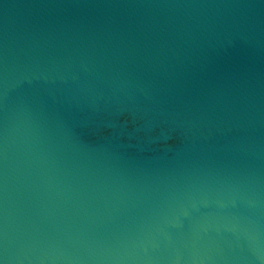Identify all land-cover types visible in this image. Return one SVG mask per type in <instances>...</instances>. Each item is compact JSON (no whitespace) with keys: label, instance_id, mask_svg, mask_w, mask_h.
Instances as JSON below:
<instances>
[{"label":"water","instance_id":"1","mask_svg":"<svg viewBox=\"0 0 264 264\" xmlns=\"http://www.w3.org/2000/svg\"><path fill=\"white\" fill-rule=\"evenodd\" d=\"M7 264H264V0H0Z\"/></svg>","mask_w":264,"mask_h":264},{"label":"clouds","instance_id":"2","mask_svg":"<svg viewBox=\"0 0 264 264\" xmlns=\"http://www.w3.org/2000/svg\"><path fill=\"white\" fill-rule=\"evenodd\" d=\"M0 264H7V261L5 259L0 260Z\"/></svg>","mask_w":264,"mask_h":264},{"label":"snow or ice","instance_id":"3","mask_svg":"<svg viewBox=\"0 0 264 264\" xmlns=\"http://www.w3.org/2000/svg\"><path fill=\"white\" fill-rule=\"evenodd\" d=\"M0 260H3V258H2V257H0Z\"/></svg>","mask_w":264,"mask_h":264}]
</instances>
